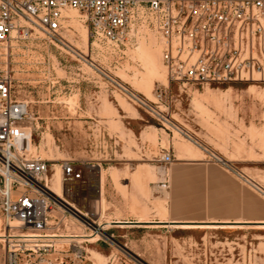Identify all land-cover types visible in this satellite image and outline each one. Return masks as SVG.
Returning <instances> with one entry per match:
<instances>
[{
  "label": "rangeland",
  "instance_id": "1",
  "mask_svg": "<svg viewBox=\"0 0 264 264\" xmlns=\"http://www.w3.org/2000/svg\"><path fill=\"white\" fill-rule=\"evenodd\" d=\"M67 16V29L59 34L62 43L34 31L23 38L14 34L0 48V71L7 70L12 78L14 98L28 105L24 126L30 129L31 142L24 144L25 156L57 159L49 163L48 177L60 169L53 165L64 161L93 166L91 174L80 168L82 181L66 184L61 177L63 196L75 209L58 201L46 230L39 234L78 233L94 239H52L51 249L34 264H264V228L188 235L140 230L127 240L112 237V226L118 225L102 227L105 221L162 216L166 190L161 184L168 175L158 180L157 170L167 167L157 162L164 154L177 159L176 143L183 149L196 147L186 135L228 161L245 180L264 188V84L169 85L157 33L131 26L125 41L114 45L91 38L79 14ZM151 39L161 63L157 70L148 58ZM111 79L128 82L119 87ZM129 88L142 90L134 94L142 100L151 92L146 103L185 135L166 125L164 118L140 109L126 94ZM197 100L206 110L196 107ZM97 167L105 175L100 203ZM8 224L15 225L0 212V234ZM100 225L115 245L92 234ZM6 249L1 239L0 264ZM79 250L80 259L74 255Z\"/></svg>",
  "mask_w": 264,
  "mask_h": 264
},
{
  "label": "built area",
  "instance_id": "2",
  "mask_svg": "<svg viewBox=\"0 0 264 264\" xmlns=\"http://www.w3.org/2000/svg\"><path fill=\"white\" fill-rule=\"evenodd\" d=\"M69 12L79 14L91 38L114 45L125 41L131 26L157 33L169 85L264 84V0H0V48L14 34L23 38L34 31L62 43L59 34L67 29ZM12 89L7 70L0 71V212L7 223H15L3 234L4 264H34L51 249V239L14 233L44 232L59 200L46 188L49 162L25 156L24 144L31 142L30 129L24 126L28 105L15 99ZM125 92L140 109L151 110ZM210 160L248 184L227 163ZM173 162L164 154L157 163L168 168ZM59 168L66 184L82 181L81 169L93 173L87 163L64 161ZM167 182L161 188L166 190ZM101 231V226L92 228L95 237L115 245ZM74 255L80 259L82 251Z\"/></svg>",
  "mask_w": 264,
  "mask_h": 264
},
{
  "label": "crops",
  "instance_id": "3",
  "mask_svg": "<svg viewBox=\"0 0 264 264\" xmlns=\"http://www.w3.org/2000/svg\"><path fill=\"white\" fill-rule=\"evenodd\" d=\"M167 171L166 220L146 219L140 222L143 224L137 220L111 222L112 225L117 222L140 224L112 226L113 238L116 236L129 240L140 230L184 235L219 230H262L254 225H264V194L227 171L221 164L213 160L175 158ZM154 224L158 226H147ZM175 225L233 226H222L227 229L214 230H180Z\"/></svg>",
  "mask_w": 264,
  "mask_h": 264
},
{
  "label": "bare ground",
  "instance_id": "4",
  "mask_svg": "<svg viewBox=\"0 0 264 264\" xmlns=\"http://www.w3.org/2000/svg\"><path fill=\"white\" fill-rule=\"evenodd\" d=\"M71 18V17H70ZM81 25V24H80ZM84 33H86L85 31H84ZM81 34V33H80ZM82 35V34H81ZM86 36V35H85ZM62 42V41H61ZM73 42V41H72ZM76 44V43H75ZM79 46V45H78ZM154 47H155V42H154V40L153 39H151L150 40V43H149V46H148V49L150 50L149 51V59H151L152 60V64H154L152 67H153V69L154 70H157L156 68H157V66L158 65H160L161 63H160V59L156 56V53H155V51H153V49H154ZM74 48V47H73ZM78 48H80V47H78ZM84 48V47H83ZM75 49H77V47H75ZM82 49V48H81ZM156 49V48H155ZM84 50V49H83ZM81 51V50H80ZM81 53V52H80ZM148 54V53H147ZM81 55L82 56H87V53L85 52V51H83L82 53H81ZM82 59V58H81ZM148 59V60H149ZM92 66V65H91ZM155 72V71H154ZM109 79V78H108ZM110 80V79H109ZM112 80V79H111ZM125 81H127V80H125ZM124 80H120L118 83L117 82H115L114 80H112V82L113 83H117V86L119 85V87L121 86L122 87V85H127V83L125 82ZM167 81V80H166ZM128 82V81H127ZM143 82V81H142ZM169 84V83H168ZM139 85H143V84H140L139 83ZM146 85V84H145ZM144 87V86H143ZM146 87H147V85H146ZM138 88H140V87H138ZM122 89V88H121ZM142 89V88H141ZM145 89H147V88H145ZM122 90H124V89H122ZM129 91H131V93H133V94H137V95H139L141 92H142V90H139V89H137V88H129ZM146 91V90H145ZM252 92V91H251ZM151 93V92H150ZM149 93V91L147 92V98L146 97H144L143 98V100L146 102L148 99H150L149 98V96L151 95L152 96V94H150ZM142 95V94H141ZM195 102H196V100H194ZM213 103V102H212ZM203 104V103H202ZM201 104V102L200 103H198V100H197V103H195V105H196V107L197 108H199L200 110H206L205 109V107L203 106ZM194 105V106H195ZM148 107L151 109V107L148 105ZM196 109V108H195ZM208 110V109H207ZM151 113H153L154 115H156V116H158V117H162V118H164L165 119V117H163L162 116V114L159 112V111H156V112H154L152 109L151 110H149ZM30 115V114H29ZM28 115V116H29ZM31 118V117H30ZM165 122H166V125H168L169 127H171L176 133H178L179 135L181 134V135H185V134H183L182 133V131L180 130V129H178L177 127H175L174 126V124H172L171 123V121H170V119L169 120H164ZM123 128V127H122ZM148 134V133H147ZM147 136V135H146ZM190 142H192L193 144H194V146H196V147H194V148H189V149H183V148H181L177 143H176V147L175 148H177V151H176V153H177V160H200V159H202V156H207V157H211V158H216L219 162H222V163H226V162H228V161H226L224 158H222L220 155H218V154H216V152L214 153L213 151H211V150H208V149H206V148H204V147H201L200 145L201 144H199L197 141H194L190 136H188V135H186L185 136ZM182 147H184V146H182ZM49 156V155H48ZM52 157V156H51ZM46 158L45 159V161H47V162H49V163H51V162H57L58 160L57 159H53V157L52 158ZM53 166H55L56 168H59L57 165H53ZM157 173H158V180L160 179L161 181L163 180V178H165L164 176H166L167 175V171H166V169H163V168H159L158 170H157ZM104 176L105 175H103V173H102V171L101 170H99L98 171V182H97V192H98V197L100 196V198H98L99 200H98V202L100 203L101 201H103L102 200V185H103V182H104ZM243 176V175H242ZM157 178V177H156ZM246 181H247V183L250 185V186H252L254 189H256V190H260L262 193H264V188H262V187H260L258 184H256L255 182H253L252 180H249V179H246ZM45 182H46V188H47V190L51 193V194H53V196H55L56 198H57V200H59V201H61V202H63V204H65V205H67V206H69L70 208H73V209H75L74 208V206L73 205H71L70 203H68V201H66V199L64 198V196L62 195V182H61V172H60V169H57L56 170V172L51 176V177H47L46 179H45ZM100 190V191H99ZM164 197L167 199V192H165L164 193ZM101 205V204H100ZM102 206V205H101ZM101 209V208H100ZM99 211H101V210H99ZM102 212V211H101ZM166 213H167V211L165 210V209H163V210H161V214H162V216L159 218L160 220H166ZM102 214H104V213H102ZM138 215V214H137ZM106 219V218H105ZM147 218H146V216H144V215H141L140 217H138L137 218V221L140 223V222H145V220H146ZM60 221V220H59ZM109 221V220H108ZM106 223H104L103 224V226L102 227H105L106 228V226H111L112 225V223H111V221H109V222H107V221H105ZM53 223H56V222H54L53 221ZM63 223V222H62ZM65 223H67V222H64V224ZM70 224H72V223H70ZM74 224V223H73ZM140 224H143V223H140ZM14 224H12L11 226H13ZM54 225V224H53ZM58 225V224H57ZM56 225V226H57ZM80 225V224H79ZM172 225V224H171ZM51 226V225H50ZM55 226V225H54ZM72 226V225H71ZM101 226V225H100ZM123 226V225H122ZM144 226V225H143ZM147 226H158V225H147ZM175 226H179V227H177L178 229H180V230H202V229H205V228H207V229H227L226 227H222V226H233V225H175ZM205 226H207V227H205ZM214 226H216V227H214ZM217 226H221V227H217ZM254 226H258V227H256V228H264V225H254ZM58 227V226H57ZM67 228V227H66ZM108 228V227H107ZM171 228V227H170ZM236 228V227H235ZM49 229V228H48ZM77 229H79V228H77ZM80 230V229H79ZM71 231H73V230H71ZM75 231V230H74ZM84 231V230H83ZM47 232H48V230H47ZM69 232V231H68ZM76 232V231H75ZM74 232V233H75ZM79 232H81V230L79 231ZM62 233V232H61ZM21 234H23V235H26L27 237H32V238H47V239H60V240H64V241H74V240H76V242L77 241H82V240H85V239H87L88 240V242L89 241H92L93 239H92V237L91 236H85V235H53V234H51V235H49L50 234V232H49V234H47V235H40V234H36V235H34V234H29L28 232H25V233H21V232H15L14 233V237H20V235ZM60 234V233H59ZM64 234V233H63ZM83 234V233H82ZM4 236L2 235V233L0 234V241H1V239L3 238ZM64 241H62V242H64ZM64 243H66V242H64ZM100 259V258H99Z\"/></svg>",
  "mask_w": 264,
  "mask_h": 264
},
{
  "label": "water",
  "instance_id": "5",
  "mask_svg": "<svg viewBox=\"0 0 264 264\" xmlns=\"http://www.w3.org/2000/svg\"><path fill=\"white\" fill-rule=\"evenodd\" d=\"M114 225H140V224H137V223H127V222H117V223H114ZM154 225H158V224H154Z\"/></svg>",
  "mask_w": 264,
  "mask_h": 264
}]
</instances>
